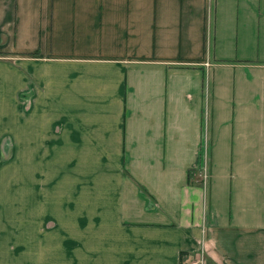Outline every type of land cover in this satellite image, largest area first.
Masks as SVG:
<instances>
[{"label":"crops","instance_id":"crops-1","mask_svg":"<svg viewBox=\"0 0 264 264\" xmlns=\"http://www.w3.org/2000/svg\"><path fill=\"white\" fill-rule=\"evenodd\" d=\"M58 177L160 255L264 264V0H0V262Z\"/></svg>","mask_w":264,"mask_h":264},{"label":"rangeland","instance_id":"rangeland-1","mask_svg":"<svg viewBox=\"0 0 264 264\" xmlns=\"http://www.w3.org/2000/svg\"><path fill=\"white\" fill-rule=\"evenodd\" d=\"M63 179L58 177L62 185L56 208L38 211L26 199L24 222L19 217L17 224V209L10 207V222L1 227L8 237L1 239L7 254L0 264H217L206 252L160 255L159 250L145 247L139 240L141 233L123 230L98 216L96 193L67 189Z\"/></svg>","mask_w":264,"mask_h":264},{"label":"built area","instance_id":"built-area-1","mask_svg":"<svg viewBox=\"0 0 264 264\" xmlns=\"http://www.w3.org/2000/svg\"><path fill=\"white\" fill-rule=\"evenodd\" d=\"M207 65H209L208 63H207ZM202 169L204 170V171H206V167H202ZM203 174V177H206V172L205 173H202ZM191 264H198L197 262H193V263H191Z\"/></svg>","mask_w":264,"mask_h":264}]
</instances>
